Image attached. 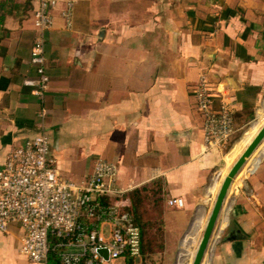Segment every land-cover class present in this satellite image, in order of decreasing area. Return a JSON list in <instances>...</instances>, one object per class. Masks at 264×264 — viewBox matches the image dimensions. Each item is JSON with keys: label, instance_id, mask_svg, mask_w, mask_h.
Returning <instances> with one entry per match:
<instances>
[{"label": "crops", "instance_id": "1", "mask_svg": "<svg viewBox=\"0 0 264 264\" xmlns=\"http://www.w3.org/2000/svg\"><path fill=\"white\" fill-rule=\"evenodd\" d=\"M57 1L46 33L42 126L40 102L23 84L35 79L36 0H0V167L12 146L43 131L64 179L80 183L97 161L115 164L122 189L155 187L164 200V248L150 256L152 264H183L180 248L199 242L264 99V3ZM68 1L70 26L62 16ZM203 75L215 107L223 101L234 112L237 138L228 148L204 149L193 91ZM259 151L233 181L203 264H264V144ZM170 198L183 207L167 206ZM21 237L17 226L0 233V264L26 263Z\"/></svg>", "mask_w": 264, "mask_h": 264}, {"label": "built area", "instance_id": "2", "mask_svg": "<svg viewBox=\"0 0 264 264\" xmlns=\"http://www.w3.org/2000/svg\"><path fill=\"white\" fill-rule=\"evenodd\" d=\"M57 3L36 0L30 50L35 79L23 82L33 88L40 102L37 117L42 126L50 83L45 68L46 33L53 26L51 9ZM72 11L73 2H66L62 16L68 26ZM193 91L203 118L205 151L224 149L236 133L233 110L223 101L215 107V92L204 75ZM117 172L115 164L97 161L85 181L64 179L50 156V140L44 131L12 146L0 167V233L19 227L18 252L25 264H143L141 231L124 211L130 189L118 185ZM166 203L183 207L180 198Z\"/></svg>", "mask_w": 264, "mask_h": 264}, {"label": "water", "instance_id": "3", "mask_svg": "<svg viewBox=\"0 0 264 264\" xmlns=\"http://www.w3.org/2000/svg\"><path fill=\"white\" fill-rule=\"evenodd\" d=\"M264 144V124L260 127L257 133L250 140L246 148L238 156L235 162L232 164L227 174L223 178L214 203L211 207L210 213L206 220L202 235L198 242L194 257L191 264H203L205 256L211 245V241L214 237L217 224L225 214V202L229 195V191L232 187L233 181L245 168L247 163L253 159L255 154L259 151L260 147Z\"/></svg>", "mask_w": 264, "mask_h": 264}, {"label": "trees", "instance_id": "4", "mask_svg": "<svg viewBox=\"0 0 264 264\" xmlns=\"http://www.w3.org/2000/svg\"><path fill=\"white\" fill-rule=\"evenodd\" d=\"M264 3V0H261ZM237 136L235 134L228 142V147L232 144ZM127 198L129 199V206L124 210L125 213L131 219V222L139 227L141 231V254L143 264H152L150 256L157 252L161 253L163 250V233L160 238L157 240L153 238L150 234L149 237H146L147 229L151 226L150 220L157 218L162 223L163 230V203L164 200L160 196V190L155 187H141L130 193H128ZM146 199L147 205L150 207L149 210L144 208L143 200ZM151 203V204H150ZM145 204V202H144ZM148 211V213H144ZM144 220V221H143Z\"/></svg>", "mask_w": 264, "mask_h": 264}, {"label": "rangeland", "instance_id": "5", "mask_svg": "<svg viewBox=\"0 0 264 264\" xmlns=\"http://www.w3.org/2000/svg\"><path fill=\"white\" fill-rule=\"evenodd\" d=\"M262 101H263L262 102V105L259 106L258 109H257V111H256L257 112V116L254 117V119L251 121L250 125H248L245 130H247V128L250 129L251 126H253L254 122L256 120H259L260 115H263L264 116V99ZM258 112H259V115H258ZM249 132L250 131H248L247 133H249ZM242 143H246V142H242ZM239 146L236 147V150L234 151V153H233L234 155L233 156H235V154H237L239 152V150H240V149H238ZM226 148H228V146ZM142 200H143L144 208L146 206L145 209L146 210H149L150 207L147 205L149 202L147 203L145 198L142 199ZM144 202H145V204H144ZM144 213H148V211H144ZM150 224H151V226L147 229L146 237L148 238L149 237V234H150L153 238H155V239L158 240L160 238L161 234L163 233L162 223L157 218H153L152 220H150ZM196 241L194 240V243L193 244L188 241L189 243L186 244V246L185 245L183 247L181 246L180 251H179V257L184 260L183 264H187V263L188 264H191L192 259H193L194 254H195V251H196V248H197V245H198V241L197 242Z\"/></svg>", "mask_w": 264, "mask_h": 264}, {"label": "bare ground", "instance_id": "6", "mask_svg": "<svg viewBox=\"0 0 264 264\" xmlns=\"http://www.w3.org/2000/svg\"><path fill=\"white\" fill-rule=\"evenodd\" d=\"M264 124V117L263 118H260L255 124H253L251 130H250V133L247 134L245 137H244V142H249L250 139L255 135V132L259 129V127H261L262 125ZM261 151V150H260ZM259 151V153H260ZM261 155V153L259 154ZM262 157V156H261ZM251 165V164H250Z\"/></svg>", "mask_w": 264, "mask_h": 264}]
</instances>
